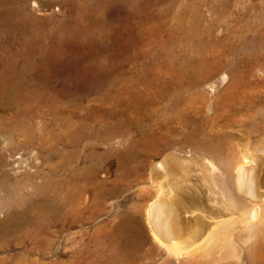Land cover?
I'll return each mask as SVG.
<instances>
[{
	"label": "rangeland",
	"instance_id": "1",
	"mask_svg": "<svg viewBox=\"0 0 264 264\" xmlns=\"http://www.w3.org/2000/svg\"><path fill=\"white\" fill-rule=\"evenodd\" d=\"M52 1L53 8L49 14L33 13L35 20H40L37 23L40 36L44 35L46 28L54 26L57 21L71 19L77 14V11L68 10L64 0ZM107 5L104 10L98 11L97 19L95 18L92 22L84 20L72 23L67 38H64L59 46L54 45L47 38L41 41L42 45L46 44L50 47L45 53L33 55L41 65L39 69L42 71H39L41 75L37 74L35 82L38 80L43 87H39L38 92L27 89L28 101L22 102L16 109L0 111L7 122L14 120V114L20 111L31 113L26 122L29 123L28 125H33L38 135L42 137L45 135L47 146L55 142L52 141L55 133L63 137L68 134L66 142L58 143L59 153L50 151V147L43 151L38 144L34 146L35 148L23 146L13 150L10 143L19 142V137L6 133L4 130L6 123L0 121L2 125L0 126V158L4 157L3 161L0 159V223L5 220L11 209L27 211L30 218L40 216L42 212L49 209L46 202L35 199L32 202L24 203L23 201L16 207L12 206L17 193L29 196L28 194L32 192V183L27 175H37L35 177L39 182H42L44 176H56L55 178L62 181L65 175H69L76 181L86 182V189L80 195L84 199L80 198L79 201L77 198V204L74 201L66 218L56 221L50 230L43 233L45 238L52 241L53 251L41 247L28 257L25 256L38 261L36 264H52L53 262L56 264H121L111 260L115 250L112 248L114 243L109 237L116 229L115 225L125 222L127 216L128 218L132 216L133 223L143 229L147 241L143 245L145 251L143 249L137 259H130V263L128 261L124 264H165L164 259L168 255L153 240L148 219H146L147 207L156 195V182L151 174L152 167L156 162L173 154L177 159L179 158L181 169H188L193 173H197V169H212L209 168L212 166L210 162L214 163L213 165L221 174L225 169L222 158L208 157L210 159H206L199 154L179 152L172 147L171 150L169 148L162 151L160 146L164 143V140H161L162 133L166 132L164 129L161 131L158 129L154 135L156 138L152 139V136H140L141 132L150 131V125L148 126L146 121L143 120L139 129L126 121L136 119L137 116H144L150 112L154 104L164 105L163 88L166 85L168 89H171L169 93L172 97L183 92L181 94H187L186 97L194 98L190 99L194 102L193 104L210 100L214 109L207 115L216 119L219 125L216 127L221 130L229 128L228 130L232 132L235 130L232 139L234 147L227 155L231 170L225 176L228 181L234 183L235 166L245 153L259 158L257 160L264 169V129H262L264 128V0H111ZM89 13L92 16H89L90 14H83V16L92 18L93 13ZM61 32H64V29ZM185 34L193 35V37L190 36L194 40V46L191 48L187 47L188 38L184 37ZM260 37L263 41L258 43ZM200 40L204 42L202 46L198 45ZM7 41V35L0 33V75L5 70H9L6 66L18 56L15 52L21 48L18 45L10 47L7 44L11 41L8 43ZM255 41H257L256 44ZM38 44L39 42L36 46ZM230 47H234L237 51L233 52ZM197 48H203L202 52L201 50L199 53L195 52ZM39 50L36 48V52ZM22 62L23 60L17 62L18 67L23 65ZM198 72H202L201 77H204L206 83L202 82L200 90L190 87L191 81L197 79L198 76L195 74ZM5 73L10 74L11 70ZM231 73L245 76L244 86L243 81L235 83ZM229 78L232 84L234 83V87L231 81L228 85ZM3 82L0 79V88L3 87L2 84H5ZM14 82L18 83L19 78ZM246 90L249 100H245L242 108L236 110L234 107L240 106L238 97L246 93ZM1 99L3 100V97H0V102ZM134 110L140 111V114ZM223 113H226L225 116ZM231 118H238L239 123L227 128L226 120L229 121ZM184 125L185 121L176 123L175 131L181 130ZM70 132L83 136L81 142L75 143V146L71 144ZM176 132L166 133L170 137L173 136L172 138H179L180 135ZM101 136L106 140H99ZM5 142H9L8 148ZM66 163L68 167L64 168ZM56 169L73 170L57 173ZM89 169L94 170L91 172ZM5 171L10 174H6ZM179 176L178 178L182 180ZM189 178L199 185L205 183L203 180H194V177ZM166 182L163 181V184ZM236 217L237 215H234V218ZM15 245L12 244L7 248L0 241V263L14 264V259L26 252V246ZM262 247L259 249L264 256V244ZM161 251H163L162 256ZM60 261L63 263H59ZM169 261L171 262L169 264H177L175 258L171 257Z\"/></svg>",
	"mask_w": 264,
	"mask_h": 264
},
{
	"label": "bare ground",
	"instance_id": "2",
	"mask_svg": "<svg viewBox=\"0 0 264 264\" xmlns=\"http://www.w3.org/2000/svg\"><path fill=\"white\" fill-rule=\"evenodd\" d=\"M64 1H65V4L67 5L68 10L71 12L77 11V14L71 17V19L66 18L64 20L57 21V23H54V26L50 25L51 27L46 28L45 32H43L44 35L40 36L41 34L39 33V28L37 25V23H39L40 20L38 21L35 20L36 17L34 18L33 13L40 12V13L49 14L53 8L52 0H0V33H2L3 35L4 34L7 35V38H8L7 43L11 41L10 44H7V45H9L10 47L11 46L13 47L15 45H18L21 47L18 49L17 52H15L18 54V56L14 54L17 57L13 59L12 63L9 62L8 66L4 64L9 69V70H5V72L11 70V73L7 74L3 72V74L1 73L0 75V79L5 82V84L1 85L3 87L0 88V97H3V100L1 99L2 101L0 102V111L7 112L9 109H13V110L14 108L16 109L22 102L28 101L29 96L27 94V89L33 90V91L36 90V92H38L39 87L41 88L42 85L39 83V81L37 80L38 83L35 82L36 81L35 79L37 78V74H39V71H41V69H39L41 65H39V63L37 62L36 58H34V56L36 53H37L36 55L38 54L40 55V53H45L46 51L50 49L48 45L46 44L42 45L41 41L47 38L50 40V42H53L54 45L59 46L62 40L64 38L65 39L67 38L69 34L68 31L72 27V23L82 22L84 20H87V21L91 20L92 22V20H94L95 18L97 19L96 15L98 11L100 12L104 10L106 8L107 3H109L111 0H64ZM89 12L93 13L94 18L89 17V16H92V14H90ZM83 14H88V15L90 14V15L85 18ZM62 29H64V32H61ZM186 34L184 37L188 38L187 47L190 46L191 48V46H194L193 45L194 40H192L191 38L193 37V35H190V34L186 35ZM258 40H259L258 43H261L263 41L261 37ZM37 42H39L38 46H36ZM256 42L257 41H255V44ZM198 43H197L198 45L202 46L204 42L200 40ZM36 48L38 50L40 49L39 52L38 51L36 52ZM203 48H197V51H195L196 49L192 51L199 53V50H201L202 52ZM231 50L233 52L237 51L234 47H232ZM8 52H10V50ZM36 57H39V56H36ZM19 60H23L22 62L23 65H21L22 67L21 66L18 67L17 62ZM174 62L176 63V61ZM59 67H61V65ZM27 75L29 76L26 77ZM195 75L198 77L197 79H194L193 81H191L190 87L200 90L202 86L201 84H203L202 82H204V77H201L202 72L201 73L198 72ZM231 76L233 77V81L235 83L236 82L240 83L241 81H243V86H244L245 84L244 82L246 81L245 76L238 75L237 73H231ZM18 78H19V82L15 83L14 82L15 79H18ZM172 78L173 77H171V79ZM230 81L231 79L229 80L228 85ZM158 82H160V80H158ZM233 84L231 81V85L234 87ZM248 89L249 88H247V90ZM169 90L171 89H168L167 85L166 87L163 88V97L165 98L164 105L154 104L150 112L146 113L144 116L140 117L136 115L137 116L136 119L132 118L126 121L130 123L131 125H133L134 128H137V129L141 128L143 120L146 121L145 123H148V126L150 125L149 127L150 131L141 132L140 136H152V139L156 138L154 135L158 129H160V131L164 129L166 132H170V131L176 132L175 131L177 130L175 126L176 123L185 121V125L183 126V128L176 132L180 135L179 138H172L174 136L173 132L171 133L173 135V136L171 135L172 137L168 136L167 135L168 133L166 132L164 134L162 133V135L160 133V135L163 136L161 140H164L163 145L160 142L161 150L164 151L169 148H170L169 150H171V147H172L173 149L174 148L178 149L179 152L182 151L185 153L187 152L188 154L189 153L196 154V155L199 154L201 155V157L202 156L206 157V159L208 157L222 158L225 162V169H223L224 171H222V174H221V172L219 173V169H216V167L213 165L214 163L210 162L212 166L209 168H212V169H197V173H193V171L191 170L181 169L182 165L179 161V158L177 159L176 156H173V154L172 156H169V155L166 156L164 160L156 162L154 166L152 167L151 174L154 179V182H156L155 183L156 184L155 185L156 195L152 198L151 202L149 201L150 204L147 207V218L146 219H148V224L150 227V232H151L153 240L168 255L167 256L168 258L163 257L165 258L164 259L165 264L171 263L169 261L171 257L176 259L177 264H264V256L259 249V248L262 249L263 248L262 246L264 244V169H262L261 165L259 164L257 160L259 158L257 157L255 158L254 156H251L245 153L243 155V158L240 161H238L235 166L234 183L232 184L230 180L228 181V179H226L225 177L226 173H229L231 171L229 169V165H228L229 158L227 157V155H228V152L234 147L232 139L234 138L233 132L235 131L233 130L232 132L231 130H228L229 129L228 127L229 126L233 127V125L238 124L239 123V121L237 120L238 118L237 119L231 118L229 121L226 120L227 122L226 127L228 126L227 130L218 129L216 126H219V125H217L215 121L216 119L209 117L207 115L211 110L213 111L214 109L210 100H207L201 104H193L194 102H191L190 99H194V98L186 97L187 94L183 95L181 94L183 93L181 91H180L181 93H178L176 91V93L178 94L177 95L175 94L172 97V95L169 93ZM247 90H246V93L244 92L242 94V96L239 95L240 97H238L239 98L238 102L240 103V106L238 107L235 106L234 108L236 110L242 108L245 100H249V97H248L249 94L247 93ZM236 91L238 93V90ZM240 91L242 90L240 89ZM202 93H205V91H202ZM153 98H150V99H153ZM123 102L125 104V101ZM196 102L197 101L195 100V103ZM133 104L135 105V102ZM151 106L152 105H150V107ZM228 106L231 107V105H228ZM234 108H232V110ZM224 110H225V106H224ZM134 111H137V110H134ZM108 112L110 113V111ZM137 113L140 114V111H137ZM225 114L226 113H223L224 116ZM14 115H15L14 120L7 122L5 121L6 117L4 116V114L2 115L0 114V121L4 124L6 123L4 127L5 132L10 135L12 134L18 135L19 137L18 138L19 142L15 143L13 141L14 143H10V146L12 147L13 150H16L18 147H23V146L30 148L38 144L39 147L43 151L44 149H47L48 147H50L49 149L50 151L52 152L55 151L59 153V149L57 147L58 143L66 142L68 140V134L66 135V137H63L55 133L54 136L52 137L53 138L52 141L54 140L55 142L52 145L47 146L45 142L46 140L44 139L45 135H43V137L38 135L35 129L33 128V125H28L29 123L26 122V119L30 118L29 116H31V113L30 114L27 112L23 113L20 111ZM0 126L2 127V125ZM143 126H145V124ZM80 127L82 130V126ZM128 127L129 126H127V128ZM127 128L125 127V129ZM117 134H119V132ZM83 135L86 136V134H83ZM110 135H112V133ZM160 135L158 136L159 138H160ZM262 135H263V132H262ZM69 137H71L70 143L74 144L75 146V143L78 144L79 142H81V139L83 136L80 137L78 134L75 135L74 132H70ZM146 138L148 139L149 137H146ZM99 140H106V138L101 136ZM8 143L9 142L7 143L5 142V146H7V148H8ZM60 154H65V153L60 152ZM2 158H0L1 161H3ZM88 160H89V157H88ZM66 167H68L67 163L64 165V168ZM68 170L70 171L73 169H56V172L57 173H59L60 171L67 172ZM77 170L79 171V169ZM89 170L93 172L94 169H89ZM6 174H10V173L6 172ZM179 175L182 177V180L178 178ZM35 176L37 175L35 174L27 175V178L31 180L32 187H33L32 192L28 194L29 196L21 195V193H17L16 194L17 196L14 197V201L16 202L13 201L12 206L16 207L17 205L21 204V202L23 203V201H25L24 203H26V201L32 202V200L35 199L37 201L46 202L47 205L49 206V209L46 212H42L40 216H37L35 218H30L27 211L26 212L19 211L16 208L13 210L11 209L9 210L5 220L0 223V241L3 242L4 246H7V248L8 246H11L12 244L22 245V247L26 246L25 247L26 252L23 255H20L17 259H14L13 261L14 264H36L38 263V261H36L35 259L27 258L28 255L33 254L34 252L38 251L41 247H45L49 249L50 251L52 250V247L54 246V245L52 246V243H51L52 241L45 238L43 236V233L45 231L50 230V227H52V224L55 223L56 221L66 218V214L67 213L69 214V211L72 209L74 205L73 204L74 201H76L75 204H77L76 199L78 198L80 201V198L83 197V196L80 197V195L86 189L85 188L86 182L82 183V181H79V180L76 181V179H71L69 175L63 176L64 179H62V181H60V179L55 178L56 176H44L43 175L44 177H43L42 182L37 181ZM189 177H192V178L194 177L195 178L194 180H203L205 183L202 185L196 184L194 183L195 181H193V179L190 180ZM163 181H167V182L163 184ZM83 199L84 198H82L81 200ZM234 215H237V217L234 218ZM133 220L134 219L132 216H130V218H128L127 216V219L125 220V222L123 221L124 223L119 222L120 225L118 224H117L118 226L115 225L116 229L114 231L112 230L113 233H111L112 235L109 238H111L110 240L114 243V246L112 245L111 246L115 251H114V257L112 258L111 257L112 255L110 256L112 258L111 260L124 264L128 262L130 259L131 260L137 259L139 257V253H141L142 250L144 249L143 245L147 241V237L145 236L146 234L144 233L141 227L133 223ZM51 240L53 239L51 238ZM99 249H101V247ZM99 249H98V252H99ZM163 251L160 252L161 256L163 255ZM26 255L27 257H25ZM104 261H105V258H104ZM59 263H63V262L60 261ZM0 264H4V263H0ZM52 264H56V263L53 262Z\"/></svg>",
	"mask_w": 264,
	"mask_h": 264
}]
</instances>
